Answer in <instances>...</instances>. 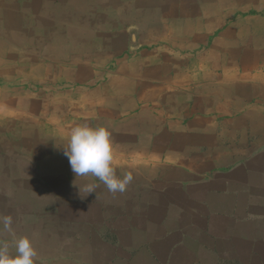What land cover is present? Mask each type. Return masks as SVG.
Returning a JSON list of instances; mask_svg holds the SVG:
<instances>
[{"label": "crops", "instance_id": "crops-1", "mask_svg": "<svg viewBox=\"0 0 264 264\" xmlns=\"http://www.w3.org/2000/svg\"><path fill=\"white\" fill-rule=\"evenodd\" d=\"M83 124L125 192L72 172ZM2 216L35 264H264V0H0Z\"/></svg>", "mask_w": 264, "mask_h": 264}, {"label": "clouds", "instance_id": "clouds-1", "mask_svg": "<svg viewBox=\"0 0 264 264\" xmlns=\"http://www.w3.org/2000/svg\"><path fill=\"white\" fill-rule=\"evenodd\" d=\"M111 134L104 126L92 127L87 124L71 129L66 143L62 144L63 154L68 158L72 172L76 177L92 175L99 179L111 193H123L133 181L131 172L117 176L113 167V148ZM78 186L81 198L95 192V184ZM86 195H82L81 193ZM0 224L11 231L12 217H0ZM15 253L9 251L7 243L0 242V264H35L37 256L32 240L27 236L14 238Z\"/></svg>", "mask_w": 264, "mask_h": 264}]
</instances>
